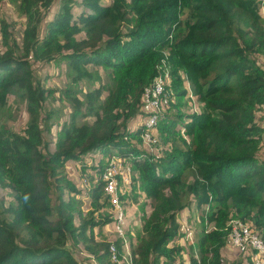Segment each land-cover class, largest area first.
Returning <instances> with one entry per match:
<instances>
[{"label": "trees", "instance_id": "1", "mask_svg": "<svg viewBox=\"0 0 264 264\" xmlns=\"http://www.w3.org/2000/svg\"><path fill=\"white\" fill-rule=\"evenodd\" d=\"M78 1L83 10L74 17L71 7ZM260 1L19 0L26 17L19 42L9 22L0 19V107L9 95L26 101L20 129L0 123V182L9 179L12 191L9 218L0 214V264H81L74 246L97 264H114L107 240L96 239L91 230L110 222L109 216L99 215L97 222L86 216L75 224L80 200L73 195L82 188L62 170L68 160L89 157L99 177L103 165L96 153L126 156L150 199L132 264L181 263L175 257L180 247L171 241L180 234L177 214L190 202L211 208L201 220L213 228L200 224V235L192 234L188 264H224L230 214L258 232L264 228V129L251 109L264 100V68L245 42L254 37L264 53ZM164 56L171 93L173 85L177 94L187 93L181 69L203 105L185 115L164 113L157 135L168 148L151 156L141 147L140 96ZM58 59L68 73L88 74L81 67L91 63L109 69L114 85L88 90L86 100L64 88L76 109L83 105L94 117L78 123L71 111L50 148L43 136L51 127V111L43 108L49 90L34 78L33 64ZM131 179L130 187L134 175ZM84 188L100 209L106 200L101 180L92 177Z\"/></svg>", "mask_w": 264, "mask_h": 264}, {"label": "rangeland", "instance_id": "2", "mask_svg": "<svg viewBox=\"0 0 264 264\" xmlns=\"http://www.w3.org/2000/svg\"><path fill=\"white\" fill-rule=\"evenodd\" d=\"M103 1L107 3L111 2V0ZM39 10L40 7L38 11ZM82 10L83 6L80 1L73 3L71 11L74 17L78 15ZM259 12L262 16H264L263 11L259 9ZM186 15L187 13H182L180 14V18H184L186 17ZM1 18H5L9 22V28L12 32V35L19 42L26 19L25 15L21 11V8L19 7V0H0V19ZM248 40H250V37ZM245 42L250 43L251 46L254 47V57L257 60V63L262 68H264V53L262 49L257 45V43H254V37H252V40L250 42ZM81 68L83 70H88V74H78L75 70H71V72L68 73L67 65L60 59L50 61H35L33 64L34 78L40 82V85L42 87L49 90V94L43 103V108L47 111H51V117L49 118L51 127L49 128V130L43 133V136L49 143L50 148L53 147V143L59 134L60 126L64 124V122L68 119L71 111L76 112V114L78 115V118L76 119V122L78 123H90L94 117V115L91 113L87 114V110L83 105L76 109L74 103L70 99H68L63 92L64 88L73 89L75 91V96L79 100H86L88 90L98 88L102 84H109L110 86L114 85V78L112 77V74L109 73V69L103 68L100 65H94L92 63L82 66ZM179 73L182 76L180 85L181 87H183L184 85L186 88L189 85H187L181 69H179ZM177 90V87L173 85V99L170 105L166 108L165 114L168 113L170 115H185L201 110L203 103L199 101L196 96L193 95V99H191L187 94H177ZM105 95L106 90L101 89L99 98L103 99ZM43 108L41 110L42 114L44 112ZM251 109L254 116L253 121L262 129H264V100L261 103H253ZM25 120L26 101L24 99H20L17 96L9 95L7 102L0 107V123H3L9 128L17 131L21 126L24 125ZM178 125L179 132L183 133L182 123H179ZM262 134L264 135V133ZM156 138L157 144H155L153 148L156 149V151L160 155L162 154L161 149L164 150V148H168V141L167 143H163L161 136L157 135V131ZM109 154L110 152H104V154L96 153V155L99 156V159L101 160L100 162H102L103 166L106 164L107 156ZM92 163H94L93 160L88 157L75 161L68 160L62 167V170L71 180H80L81 182L86 181L85 184H82L80 186V188H82L81 194L73 195L74 199L78 198L80 200V203L76 204L78 208L73 211L75 224H79L80 219L86 216H90L94 222L98 221V219L100 218L99 215H101V217L107 215L110 218L109 206L106 200L103 203L102 207L98 209L97 206L91 203L89 193L86 192L87 188H84L85 186H88L92 183ZM133 173V186L129 188L122 199V204L126 215V223L128 226L126 234L130 243L131 250L132 248L134 249L136 247V244L138 243L142 235V226L144 219L147 217L148 213L151 210L150 199L145 196L136 171L134 170ZM1 181L0 214L2 217L9 218V214L6 211V206L12 200V191L9 187V179L2 177ZM66 196L67 192L64 194V197ZM210 210L211 208L207 205H202L196 208L193 202H190L177 214V221L180 225H183L184 227L191 230L194 236H198L201 232L200 224L206 231H209L213 228L212 222L201 220L203 218V215L207 214ZM232 218L234 217L230 214L225 222V226H227L230 219ZM91 230L96 239H104L107 240L108 243L115 239V234L110 223L107 225H100L95 223ZM179 232L180 234L178 235V238L171 241V244H176L180 247V252L175 257L176 259L181 258L182 261L181 263L173 262L172 264H188L187 259L189 257V249L192 247L194 239L191 243L184 238L182 229H179ZM260 233L264 234V228L259 232V234ZM79 249V246L73 247L74 256L79 259L81 264H92V261L89 258L79 254ZM237 255L240 256L241 260L243 258L245 259V263L243 264H247V261H249L247 257L242 256L241 253H238ZM230 257H228L227 255L224 257L222 256L224 264H238L234 262L236 260V255H234V253L230 252Z\"/></svg>", "mask_w": 264, "mask_h": 264}, {"label": "built area", "instance_id": "3", "mask_svg": "<svg viewBox=\"0 0 264 264\" xmlns=\"http://www.w3.org/2000/svg\"><path fill=\"white\" fill-rule=\"evenodd\" d=\"M259 7L264 12L263 0L260 1ZM170 85V64L164 56L155 64V74L143 86L140 96L139 110L142 114L138 123L141 128V147L146 154L151 156L157 154L156 149L153 147L157 142L158 123L164 117L165 110L173 99ZM186 89L188 97L193 99L188 86ZM95 156L97 155L95 154ZM92 173L93 181L100 179L102 182V190L106 195L110 212V222L107 224L110 223L115 234V239L108 243L109 261L114 264H132L131 248L126 234L128 226L122 204L123 196L132 183L133 170L131 162L126 156H119L112 152L107 156L106 164L103 166L100 176L98 177L97 174ZM85 182L76 180V185L80 188ZM226 228L227 242L232 247L242 256L247 257L251 264H264V238L256 228L235 217L230 219ZM180 229L183 230L184 238L192 242L191 230L183 225H180ZM80 254L86 256L83 251H80Z\"/></svg>", "mask_w": 264, "mask_h": 264}, {"label": "crops", "instance_id": "4", "mask_svg": "<svg viewBox=\"0 0 264 264\" xmlns=\"http://www.w3.org/2000/svg\"><path fill=\"white\" fill-rule=\"evenodd\" d=\"M236 253H235V252ZM230 252L231 253H234V255H236V260L234 261L235 263H238V264H243L245 263V259L243 258L242 260L240 259V256L237 255L239 252L234 248L232 247L229 243L225 244V246L223 247L222 249V256H228L230 257ZM238 252V253H237ZM231 258V257H230ZM91 261H92V264H97L96 260L92 257V258H89ZM247 264H250L249 261H247Z\"/></svg>", "mask_w": 264, "mask_h": 264}, {"label": "clouds", "instance_id": "5", "mask_svg": "<svg viewBox=\"0 0 264 264\" xmlns=\"http://www.w3.org/2000/svg\"><path fill=\"white\" fill-rule=\"evenodd\" d=\"M183 235H184V234H183ZM79 254H80V251H79ZM84 256H85V255H84ZM86 257H87V258H92V256H91L90 254H87V253H86Z\"/></svg>", "mask_w": 264, "mask_h": 264}]
</instances>
